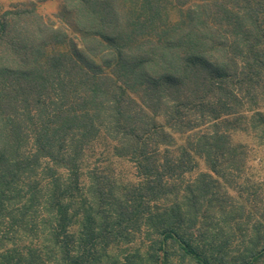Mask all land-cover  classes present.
<instances>
[{
  "label": "trees",
  "instance_id": "obj_1",
  "mask_svg": "<svg viewBox=\"0 0 264 264\" xmlns=\"http://www.w3.org/2000/svg\"><path fill=\"white\" fill-rule=\"evenodd\" d=\"M188 1L65 0L69 48L0 15V264H264V0Z\"/></svg>",
  "mask_w": 264,
  "mask_h": 264
},
{
  "label": "rangeland",
  "instance_id": "obj_2",
  "mask_svg": "<svg viewBox=\"0 0 264 264\" xmlns=\"http://www.w3.org/2000/svg\"><path fill=\"white\" fill-rule=\"evenodd\" d=\"M189 2H193V0H189ZM186 5V1H184ZM178 6L179 9H172V15L179 19V11L184 6H180V2L173 3V5ZM125 5V0H124ZM175 7V6H174ZM119 27L127 28L129 23L132 21L131 11L127 10L122 7V5L117 3L115 6ZM28 11L26 13L28 16L22 15L21 11ZM18 12V14L14 15V17H10V13ZM6 14L5 16L12 18L14 24L17 26H22L26 20L30 21L31 28L38 27L41 24L47 26L55 30L53 33L54 37L57 39H66L67 48L73 47L76 45L77 47H81V33L76 27L75 19L77 18L76 14V7H73L71 3L65 2V0H0V15ZM27 21L25 22V24ZM39 28V27H38ZM152 31V30H151ZM148 37V36H147ZM147 37H138V43L140 44L141 41H145ZM136 43V42H135ZM95 61V70L96 66L100 69L102 68V61L98 59H93ZM264 112V107L261 109ZM160 123H163V118L159 119ZM236 142H242L245 145L248 157L245 164V177L242 179H238L239 183L248 182L249 186L252 187L253 185L256 188V185L264 183V149L259 146L253 139H249L246 136H236L234 138ZM187 138L186 135H175V145L176 147L179 145H186ZM98 153L91 152L89 156V161L92 163L97 160ZM198 171H206L205 163L202 159L198 158ZM110 167L114 170V174L116 177L123 174L125 177H129L130 179L135 178V171L134 168H130L127 163L124 161H114ZM132 173V177H131ZM195 173L191 174L190 176L194 175ZM189 177V175H188ZM264 185V184H263ZM143 239H138L136 242L131 244L130 246L123 245L121 249L125 250H133L135 248H141L143 245ZM18 245L23 248L25 242L22 240H17ZM11 244L8 245L10 247Z\"/></svg>",
  "mask_w": 264,
  "mask_h": 264
}]
</instances>
